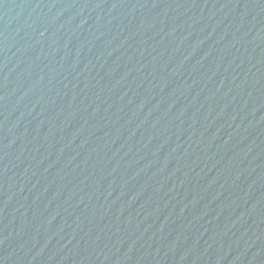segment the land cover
Here are the masks:
<instances>
[{
  "label": "water",
  "instance_id": "1",
  "mask_svg": "<svg viewBox=\"0 0 264 264\" xmlns=\"http://www.w3.org/2000/svg\"><path fill=\"white\" fill-rule=\"evenodd\" d=\"M0 264H264V0H0Z\"/></svg>",
  "mask_w": 264,
  "mask_h": 264
}]
</instances>
